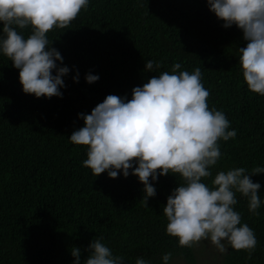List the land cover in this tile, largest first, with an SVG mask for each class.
I'll return each mask as SVG.
<instances>
[{
  "label": "trees",
  "instance_id": "16d2710c",
  "mask_svg": "<svg viewBox=\"0 0 264 264\" xmlns=\"http://www.w3.org/2000/svg\"><path fill=\"white\" fill-rule=\"evenodd\" d=\"M222 25L207 0H91L68 28L48 34L71 69L63 98L25 94L19 70L0 55V264H73L72 248L86 260L95 237H103L124 264L141 256L162 264L166 252L173 254L172 264H198L202 255L217 264H264V206L253 215L247 199L236 194L235 210L258 241L251 261L247 252L231 248L217 257L210 242L180 247L166 233L163 214L167 197L183 182L179 177L161 176L147 205L138 177L94 176L83 165L86 148L69 140L84 126L78 114H90L110 94L131 99L134 87L179 62L181 70L201 68L209 107L222 110L237 131L234 140L219 142L223 158L203 182L212 186L221 170L264 166V97L244 81L243 32ZM147 60L162 67L147 72ZM77 70L79 83L73 80ZM89 72L100 79L87 83ZM252 179L261 183L264 201V174Z\"/></svg>",
  "mask_w": 264,
  "mask_h": 264
},
{
  "label": "clouds",
  "instance_id": "9594fccd",
  "mask_svg": "<svg viewBox=\"0 0 264 264\" xmlns=\"http://www.w3.org/2000/svg\"><path fill=\"white\" fill-rule=\"evenodd\" d=\"M91 0H0V55L19 70L25 94L36 98H63L65 77L71 69L64 64L60 51L48 34L66 29L86 10ZM207 5L223 27L234 25L243 32L246 47L239 48V65L250 92L264 97V0H207ZM25 30L28 35L25 36ZM162 67L156 60L146 61V71ZM181 63L171 71L153 75L132 90L128 99L110 94L88 113H80L84 126L75 130L70 142L84 146L83 161L94 176L107 172L112 179L122 173L138 177L144 185L143 200L157 195L154 183L170 173L179 177L178 187L167 197L163 214L166 233L178 240L180 247L192 248L210 241L219 253L229 248L247 252L252 260L257 246L255 231L242 222L235 210L237 193L248 201L249 212L259 216L264 206L261 183L252 177L264 174V166L251 171L233 167L218 171L212 186L202 178L212 176V168L223 158L220 141L234 140L237 131L222 110L210 108L209 90L202 83V71L181 70ZM79 71L73 77L79 83ZM93 84L100 77L85 76ZM151 181V182H150ZM82 260V251L73 247V264H124L114 255L103 237H95ZM172 253L161 256L162 264H172ZM135 264H153L137 257Z\"/></svg>",
  "mask_w": 264,
  "mask_h": 264
},
{
  "label": "rangeland",
  "instance_id": "374dc122",
  "mask_svg": "<svg viewBox=\"0 0 264 264\" xmlns=\"http://www.w3.org/2000/svg\"><path fill=\"white\" fill-rule=\"evenodd\" d=\"M206 242H210V241H201L200 243H206ZM221 255V253H219V252H217V257H219ZM211 259V260H210ZM216 259V258H215ZM214 259V257H213V259L212 258H209V257H207V256H204V255H202V256H199L198 258H197V260H198V264H217V262H216V260ZM174 264H188L187 262H185V261H182V260H176L175 262H174Z\"/></svg>",
  "mask_w": 264,
  "mask_h": 264
}]
</instances>
